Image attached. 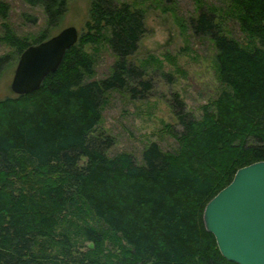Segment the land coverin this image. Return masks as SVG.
I'll return each instance as SVG.
<instances>
[{
    "label": "trees",
    "instance_id": "16d2710c",
    "mask_svg": "<svg viewBox=\"0 0 264 264\" xmlns=\"http://www.w3.org/2000/svg\"><path fill=\"white\" fill-rule=\"evenodd\" d=\"M25 1L41 6L52 28L70 0ZM226 1L250 44L212 11L197 16L194 30L213 41L223 88L198 118L178 101L173 151L151 143L142 161L109 156L112 138L92 136L106 95L142 73L129 57L145 31L144 11L129 2L90 0L86 31L57 70L38 89L0 99V264H236L220 254L203 210L239 168L264 161V0ZM8 8L0 0L2 20ZM3 26L0 45L17 59L49 38L44 30L30 42ZM100 41L116 60L96 80L85 46ZM9 57L0 56V72Z\"/></svg>",
    "mask_w": 264,
    "mask_h": 264
},
{
    "label": "rangeland",
    "instance_id": "374dc122",
    "mask_svg": "<svg viewBox=\"0 0 264 264\" xmlns=\"http://www.w3.org/2000/svg\"><path fill=\"white\" fill-rule=\"evenodd\" d=\"M3 1L9 8L7 18H0V36L5 31L3 24L30 42L44 30L48 37L68 26L75 27L79 35L86 31L84 23L90 0H70L67 11L52 28L47 26L41 6H30L25 0ZM114 1L129 2L144 11L145 31L129 57L142 73L130 80L128 88L106 95L101 121L92 136L101 133L103 139L112 138L113 143L107 149L109 156L128 152L142 161V151L151 143L158 144L163 151L177 148L173 133L181 131L177 121L178 101L183 102L185 112L198 118L202 106L210 103L223 88L217 76L212 39L194 30L197 16L212 11L215 21L230 36L243 45L250 43L229 12L226 0ZM33 17L35 22L31 20ZM85 50L94 56L93 79L100 80L112 73L116 56L108 43L100 41L95 47L85 46ZM5 54H10V61L0 72V99L15 96L10 84L18 59L13 48L1 43L0 56ZM131 88L135 89L134 93ZM104 247L110 250L106 243Z\"/></svg>",
    "mask_w": 264,
    "mask_h": 264
},
{
    "label": "water",
    "instance_id": "95a60500",
    "mask_svg": "<svg viewBox=\"0 0 264 264\" xmlns=\"http://www.w3.org/2000/svg\"><path fill=\"white\" fill-rule=\"evenodd\" d=\"M73 26L26 47L17 60L10 88L16 95L38 89L57 70L78 40ZM205 229L220 254L236 264H264V161L239 168L203 210Z\"/></svg>",
    "mask_w": 264,
    "mask_h": 264
}]
</instances>
